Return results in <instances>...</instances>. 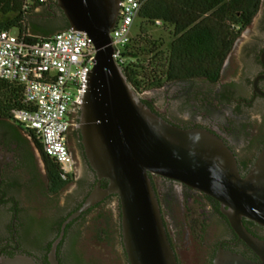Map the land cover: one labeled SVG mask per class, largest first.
<instances>
[{
  "label": "water",
  "instance_id": "1",
  "mask_svg": "<svg viewBox=\"0 0 264 264\" xmlns=\"http://www.w3.org/2000/svg\"><path fill=\"white\" fill-rule=\"evenodd\" d=\"M54 1L69 28L85 34L95 50L79 98L76 128L97 181L61 225L48 253L49 263L58 264L56 247L66 225L116 195L129 264H177L150 179L158 176L226 208L223 213L231 228L259 259L255 263L219 250L213 264H264V242L251 236L242 224V219H247L264 227V147L242 178L233 153L222 140L202 129L173 126L144 104L113 59L111 32L121 0ZM102 180L107 182L106 188L101 187ZM0 264L37 263L25 254L8 257L0 253Z\"/></svg>",
  "mask_w": 264,
  "mask_h": 264
},
{
  "label": "flooded vegetation",
  "instance_id": "2",
  "mask_svg": "<svg viewBox=\"0 0 264 264\" xmlns=\"http://www.w3.org/2000/svg\"><path fill=\"white\" fill-rule=\"evenodd\" d=\"M262 2L260 0L259 10L262 7ZM46 6H50V4ZM56 16H59V14L51 12L49 18H42V20L44 22L53 20ZM262 34L263 37L260 39V44L256 46L255 50H249L251 47L254 48L249 43H245L242 47L241 57L243 65L239 66L238 69L240 70V77H242V85L232 78L230 80L224 78L233 69L232 56L238 43L236 41L223 64L220 78L216 84H209L201 80L168 83L175 84V86L170 95L165 94L166 103L162 107L156 106L151 99H141L151 111L169 124L181 129H202L222 140L233 153L242 178L248 174L259 152L264 147V119L261 118V121L258 122L260 126H253L251 125V118L244 117L242 113L244 107L253 108L258 101L264 102V96L260 95V93H264V25ZM248 59L249 63H247ZM248 65L256 69L250 79L243 75V68H247ZM236 73L237 69L235 68L233 70L235 78L239 76V73ZM256 79L257 82L255 84ZM241 88L244 94L239 92ZM170 102L177 110L186 112L184 117L174 118L167 114ZM77 111V109L72 110L68 117ZM70 122L71 126L65 143L71 155L73 172L68 177L61 178V181L66 183L65 188L75 182L79 186L86 187V189L71 209H64L56 202L62 190L54 198L53 203L51 201L52 197L47 193L48 187L46 185L43 163L31 141L26 139L29 159L32 160L35 166L34 174L26 173L29 186H35L37 193H40V197L42 194L44 198V208L48 207L49 210L46 213L51 214V219H48L51 235L44 244L35 249L36 254L22 250L21 246L24 243V237L21 232L23 216L25 212L30 210V205L29 208H21L19 206L16 199L10 196V192L16 191V188H18V182L12 178H3L0 172V216L6 220L3 224V237L0 238V253L4 256L25 254L33 258L37 264H50L48 253L60 231H58L55 224L59 222L63 224L72 214L71 212L82 204L93 190L97 180L87 162L81 136L76 128L78 117L77 122L75 120H70ZM248 144L256 145L254 152L242 153L240 156L234 150L235 146ZM79 162L82 163L84 169L88 172L92 182H87L80 175ZM150 179L158 199L166 234L177 264H213L219 250L240 255L251 262H259L253 251L235 234L223 213L226 208L221 207L217 201L171 180L158 176H150ZM155 179L159 181L158 184L154 182ZM104 182L106 181H100L102 188L107 186V182L103 185ZM109 199H115L119 206L117 196L112 195L105 198L93 209H96ZM47 200L50 201L49 205ZM82 217L81 215L66 225L64 234L56 247L58 264H100L87 256L86 252L81 248L78 221ZM242 224L251 236L264 242V227L247 219H242ZM213 226L219 230L220 237L204 250L202 257L198 261L193 260L190 258V249L198 244L200 245V242L204 245V237L208 235L209 229ZM118 229L119 244L124 264H129L122 245L120 225ZM93 238L100 244H107L109 241V239H100L96 233H94Z\"/></svg>",
  "mask_w": 264,
  "mask_h": 264
},
{
  "label": "trees",
  "instance_id": "3",
  "mask_svg": "<svg viewBox=\"0 0 264 264\" xmlns=\"http://www.w3.org/2000/svg\"><path fill=\"white\" fill-rule=\"evenodd\" d=\"M259 6L260 0H146L136 19L140 22V32L124 50L126 64L122 70L127 82L137 94L157 90L168 83L201 80L216 84L233 45L251 25ZM51 12L59 16L44 22L42 18H49ZM69 29L55 1L46 6L38 0H0V30H14L29 43L46 41ZM153 29L168 31L170 42L164 45L162 40L153 39L148 33ZM25 108L22 88L0 79V130L7 141L24 153H28V148L23 136L31 141L43 163L47 193L54 203V198L65 188L66 183L61 181L65 177L55 161L44 154L33 132L12 120L14 111ZM78 115L79 111L69 118L77 122ZM61 224H55L58 231ZM94 233L100 239H108L102 222Z\"/></svg>",
  "mask_w": 264,
  "mask_h": 264
},
{
  "label": "built area",
  "instance_id": "4",
  "mask_svg": "<svg viewBox=\"0 0 264 264\" xmlns=\"http://www.w3.org/2000/svg\"><path fill=\"white\" fill-rule=\"evenodd\" d=\"M54 0H38L48 5ZM146 0H121L111 32L113 59L123 68L124 50ZM161 26L160 21H156ZM95 50L83 33L71 29L50 39L29 43L24 37L0 30V79L22 88L26 108L14 111L12 120L32 131L44 154L53 159L64 177L73 172L65 140L71 126L69 113L78 109L85 91L86 72L93 67Z\"/></svg>",
  "mask_w": 264,
  "mask_h": 264
},
{
  "label": "rangeland",
  "instance_id": "5",
  "mask_svg": "<svg viewBox=\"0 0 264 264\" xmlns=\"http://www.w3.org/2000/svg\"><path fill=\"white\" fill-rule=\"evenodd\" d=\"M261 9L253 18L251 25L240 35L237 40L236 50L232 56L233 69L227 75H225L226 80H236L242 85V77H240L239 66L243 65L241 52L242 47L245 43L252 44L254 48L249 50H255L256 46L260 44V39L263 37L262 29L264 25V0ZM140 22L135 21L131 36L136 37L139 32ZM11 34H16L14 30L10 31ZM153 39L159 41L162 40L164 45L170 42V36L168 31H162L161 29H153L148 32ZM251 60V59H250ZM246 61V60H245ZM249 63V59L247 60ZM237 69L239 76L235 78L233 70ZM243 75L247 78H252L255 73V67L243 68ZM236 73V74H237ZM242 74V73H241ZM175 84H164L161 88L157 90L147 91L139 95L140 99H151L154 101L156 106L162 107L166 103L165 94H171L173 92ZM240 93H243V89H239ZM244 94V93H243ZM167 114L171 117H184L186 112L177 110L172 106L171 102L167 108ZM242 113L244 117L251 118V125L260 126L261 118L264 119V102L258 101L253 108H243ZM24 137V136H23ZM235 151L238 155L242 153H252L255 151V144H248L243 146H235ZM14 150V151H13ZM23 153V154H22ZM37 153V152H36ZM28 153L23 152L19 146L16 147L10 140L7 141L4 138L3 133L0 131V172L3 178H12L18 182V188L16 191H11L10 196L15 198L21 208H29L30 210L24 213L23 216V226L21 228L22 235L24 237V243L21 248L23 251L36 254V248L40 247L51 235V230L49 229V221L51 219V214L46 213L48 210L44 208V198L40 197V193L36 191V187L30 185L28 181V173H35V166L32 160L29 159ZM79 172L80 175L87 181L90 182L88 172L84 169L81 162H79ZM92 182V181H91ZM156 184L159 183L157 179L154 180ZM35 183V182H34ZM90 184V183H88ZM86 186V185H85ZM86 189L84 186H79L75 182L69 184L64 190H62L57 199V203L61 205L64 209H71L76 204V200L80 197L83 191ZM48 201V205L50 201ZM49 211V210H48ZM40 213V214H39ZM46 213V214H45ZM4 217L0 216V238L3 237L5 223ZM119 206L115 199H109L103 204L98 206L96 209L91 210L85 216L78 221V229L80 231V245L81 248L86 252L87 256L96 260L100 264H124L122 257L120 244H119ZM102 222L105 224V228L108 234V243L100 244L94 238V229ZM220 237L219 230L214 226L209 229L208 235L204 237V245L200 242L195 247L190 249V258L198 261L204 252V250L214 243L217 238ZM182 240V239H181Z\"/></svg>",
  "mask_w": 264,
  "mask_h": 264
},
{
  "label": "crops",
  "instance_id": "6",
  "mask_svg": "<svg viewBox=\"0 0 264 264\" xmlns=\"http://www.w3.org/2000/svg\"><path fill=\"white\" fill-rule=\"evenodd\" d=\"M25 139H28L27 137L24 136Z\"/></svg>",
  "mask_w": 264,
  "mask_h": 264
}]
</instances>
